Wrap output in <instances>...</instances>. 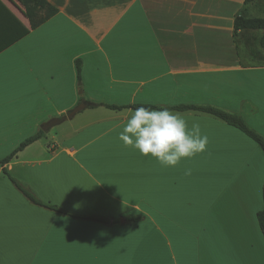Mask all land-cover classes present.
<instances>
[{
	"label": "crops",
	"instance_id": "obj_1",
	"mask_svg": "<svg viewBox=\"0 0 264 264\" xmlns=\"http://www.w3.org/2000/svg\"><path fill=\"white\" fill-rule=\"evenodd\" d=\"M48 1L57 13L29 29L22 1L0 0V159L33 132L44 136L45 119L85 102L79 130L47 146L42 136L4 166L65 211L142 219L104 225L58 214L29 202L0 166V264H264L256 217L264 155L255 141L213 116L179 112L199 121L209 142L194 158L164 167L119 139L132 108L121 109L126 118L114 130L109 120L87 121V108L104 107L88 101L109 103L87 100L89 68L102 85L100 67L125 82L116 68L138 76L145 66L194 77L198 99L110 104L212 105L240 115L264 138L262 30L233 27L238 15L263 16L245 8L250 3L254 12L261 0ZM156 237L162 252L140 250L141 240L152 247Z\"/></svg>",
	"mask_w": 264,
	"mask_h": 264
},
{
	"label": "rangeland",
	"instance_id": "obj_2",
	"mask_svg": "<svg viewBox=\"0 0 264 264\" xmlns=\"http://www.w3.org/2000/svg\"><path fill=\"white\" fill-rule=\"evenodd\" d=\"M258 2V5H256L255 9L253 10L254 12L250 11V3H247L245 7L246 10L249 11L250 14L253 13L252 15H263L264 12H261L263 8L261 9L260 7L262 6L261 4L264 3V0ZM98 69L100 71V76L98 77H104V84L101 85L94 81L96 78V74H93L94 71L91 72V68H89L91 74H89V71L87 72V100L103 101L109 103H130L135 101L167 103L180 100L198 99V87L197 83L195 82V78H189L188 75H182L179 72L173 71V69L169 71L166 70V72H157L155 71V69L141 66L139 68L138 76H133L130 69L128 68L126 70H120L119 68H116L117 74L115 75L117 76V78L129 80L125 82L114 80L111 77V74L107 73V71L111 70V68L109 67H100ZM137 79H139V81H137ZM80 113L81 112H78L71 118H65L61 122L54 124L51 127H47L44 130V136L40 139L39 144H45L47 146L51 141L56 139L60 140L62 137L68 135L69 133L79 130L84 124L83 118L79 117ZM65 115L66 112H63L55 116L61 117ZM55 116L54 118H56ZM125 118V110L110 111L108 109H105L104 107H98V109L96 110L87 108V121L95 119L109 120L113 124L111 126L112 130H114L120 120ZM48 119H45L44 121L46 122V120ZM41 125L39 127H41ZM105 131L108 132V130ZM23 133L24 132H22V135H25ZM35 148H37L36 144L32 147H29L27 150H34ZM36 150L37 149H35L34 152ZM120 217L122 216H119V218ZM142 241L146 244V247H141V251H163L162 239L158 237L152 240V247L148 246L149 239L141 240V242ZM146 263V259H140V264Z\"/></svg>",
	"mask_w": 264,
	"mask_h": 264
},
{
	"label": "trees",
	"instance_id": "obj_3",
	"mask_svg": "<svg viewBox=\"0 0 264 264\" xmlns=\"http://www.w3.org/2000/svg\"><path fill=\"white\" fill-rule=\"evenodd\" d=\"M25 11L28 17L29 21V29H34L43 22H45L47 19H49L51 16L57 13V8L52 5L48 0H21ZM257 0H244L245 3L252 2ZM233 27L235 30L239 29H260L262 30V35L260 37V45L264 47V15L261 17H247L245 15H238L235 17L233 22ZM80 70H81V60L76 59L75 60V71H76V79L78 84H80ZM89 107L94 106H104L106 108L114 109V110H121L124 108H136L139 106H151V107H157L160 108L158 105L153 104H127V105H117V104H110V103H102V102H88ZM168 108L178 111V112H186V111H192V112H198V113H204L210 116H213L222 122L231 125L237 129H239L241 132H243L245 135H247L249 138H251L253 141L256 142V144L261 149L263 155H264V138L263 136L249 127L244 119L235 113L228 112L224 109L218 108L216 106L212 105H201V104H177L168 106ZM43 136V131L38 130L35 133L31 134L30 136L26 137L23 141H21L9 154H7L5 157L0 159V166L2 167V171L4 174L9 178L11 183L21 192L23 196L27 198L29 202L32 204H35L37 206L43 207L45 209H48L50 211L56 212L61 215H65L74 219L79 220H89L98 222L104 225H113L116 223H119L118 218H111L106 216H100L95 214H88V215H79L74 214L68 211H65L58 207L55 204H51L48 202L42 201L40 198H38L34 193H32L29 189L25 188L16 178H14L12 175H10L5 168V163L9 162L18 151L22 150L24 147L32 143L33 141L39 139ZM262 208L257 212L256 217L257 221L261 230V233L264 238V175H263V186H262ZM125 223H134L142 219L141 215H127L124 217Z\"/></svg>",
	"mask_w": 264,
	"mask_h": 264
},
{
	"label": "clouds",
	"instance_id": "obj_4",
	"mask_svg": "<svg viewBox=\"0 0 264 264\" xmlns=\"http://www.w3.org/2000/svg\"><path fill=\"white\" fill-rule=\"evenodd\" d=\"M118 137L126 147L155 158L164 167H176L182 160L194 158L209 142L199 121H189L168 107L143 105L129 110Z\"/></svg>",
	"mask_w": 264,
	"mask_h": 264
},
{
	"label": "water",
	"instance_id": "obj_5",
	"mask_svg": "<svg viewBox=\"0 0 264 264\" xmlns=\"http://www.w3.org/2000/svg\"><path fill=\"white\" fill-rule=\"evenodd\" d=\"M86 107V103L85 102H79L78 104H76L73 108H71L70 110H68L66 112V115L65 116H61V117H56V118H52L51 120L45 122L43 125H42V129L45 130L47 127H50L54 124H57L58 122L64 120L65 118H71L73 117L76 113L80 112L82 109H84ZM119 221L121 223H124V218L123 217H120L119 218Z\"/></svg>",
	"mask_w": 264,
	"mask_h": 264
}]
</instances>
